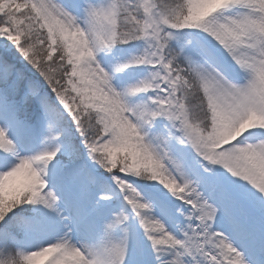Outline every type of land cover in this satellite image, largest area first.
<instances>
[{"label":"snow or ice","instance_id":"1","mask_svg":"<svg viewBox=\"0 0 264 264\" xmlns=\"http://www.w3.org/2000/svg\"><path fill=\"white\" fill-rule=\"evenodd\" d=\"M0 264H264V0H0Z\"/></svg>","mask_w":264,"mask_h":264}]
</instances>
